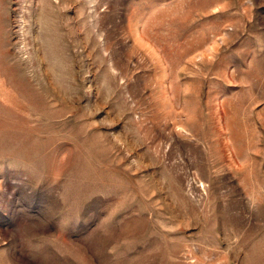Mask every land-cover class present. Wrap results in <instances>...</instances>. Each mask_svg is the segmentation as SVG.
Masks as SVG:
<instances>
[{
    "label": "rangeland",
    "instance_id": "obj_1",
    "mask_svg": "<svg viewBox=\"0 0 264 264\" xmlns=\"http://www.w3.org/2000/svg\"><path fill=\"white\" fill-rule=\"evenodd\" d=\"M0 264H264V0H0Z\"/></svg>",
    "mask_w": 264,
    "mask_h": 264
}]
</instances>
